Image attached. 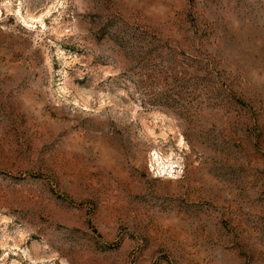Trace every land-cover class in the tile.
I'll return each mask as SVG.
<instances>
[{
	"label": "rangeland",
	"instance_id": "rangeland-1",
	"mask_svg": "<svg viewBox=\"0 0 264 264\" xmlns=\"http://www.w3.org/2000/svg\"><path fill=\"white\" fill-rule=\"evenodd\" d=\"M0 264H264V0H0Z\"/></svg>",
	"mask_w": 264,
	"mask_h": 264
}]
</instances>
